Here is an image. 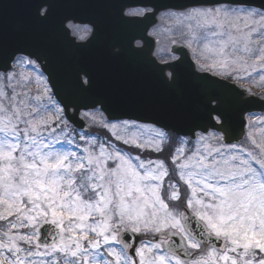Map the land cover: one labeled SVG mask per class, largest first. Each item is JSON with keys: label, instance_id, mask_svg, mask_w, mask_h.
Returning a JSON list of instances; mask_svg holds the SVG:
<instances>
[{"label": "snow or ice", "instance_id": "1", "mask_svg": "<svg viewBox=\"0 0 264 264\" xmlns=\"http://www.w3.org/2000/svg\"><path fill=\"white\" fill-rule=\"evenodd\" d=\"M143 21L189 53L146 55ZM256 77L264 0H2L0 264H264V136L234 134L231 87Z\"/></svg>", "mask_w": 264, "mask_h": 264}, {"label": "water", "instance_id": "2", "mask_svg": "<svg viewBox=\"0 0 264 264\" xmlns=\"http://www.w3.org/2000/svg\"><path fill=\"white\" fill-rule=\"evenodd\" d=\"M2 2V0H0ZM146 0H121V3L129 9H136L142 6L143 3H145ZM154 2L157 3H184L186 0H154ZM17 15L16 10L13 8L8 9V17L11 21L13 18H15ZM63 15H69L74 16L76 18L75 22L79 21H87L91 18L90 13L86 11H73V12H67L61 14V19ZM64 24H68L69 21H63ZM157 23V22H156ZM156 23L149 24L148 21H143L142 23L136 24L133 27L140 31L142 29H145L143 31L144 35V45H145V54L148 56H152L155 53V49L157 46V43L154 39L150 38L147 34L148 31L153 28ZM147 26V27H146ZM92 50V46L90 45L88 49H85V51ZM172 51L173 54L181 55V54H188L189 51L185 47H181L180 45H173L172 43L168 46V53ZM231 87L236 88L237 91L243 93L244 95H247V92H245L244 89L239 88L235 84L231 85ZM253 94V93H252ZM252 114H264V101L255 96L254 94L248 97V102L245 104L238 105L233 113V126H234V134L239 138H244L245 134V124H246V116L252 115ZM47 232V228L45 229V233Z\"/></svg>", "mask_w": 264, "mask_h": 264}, {"label": "rangeland", "instance_id": "3", "mask_svg": "<svg viewBox=\"0 0 264 264\" xmlns=\"http://www.w3.org/2000/svg\"><path fill=\"white\" fill-rule=\"evenodd\" d=\"M168 27V22L164 21L159 22L158 26L152 30L155 31L156 34L151 36L156 38L160 42V45L158 46V50L156 52V55L158 56H167L168 46L172 43L171 41L175 38L169 31L166 30ZM236 84L240 88L250 90L251 93L255 94L260 99L261 97H264V80L259 79V77H256L254 80L241 81ZM253 117H255L256 119L253 120ZM262 118H264V114H253L248 115L246 117V124H248V127L245 128V133L248 131H252L254 133V138L258 141L261 139L262 136H264V124L259 123L260 119ZM90 131H92L93 133H99L101 136L107 135V133L101 129H90ZM248 146L253 147L250 143ZM145 155H147V153Z\"/></svg>", "mask_w": 264, "mask_h": 264}, {"label": "flooded vegetation", "instance_id": "4", "mask_svg": "<svg viewBox=\"0 0 264 264\" xmlns=\"http://www.w3.org/2000/svg\"><path fill=\"white\" fill-rule=\"evenodd\" d=\"M156 24H157V25L154 26V29L158 26V23H156ZM151 29H152V28H151ZM151 29H150L149 31H152ZM149 31H148V33H149ZM147 35H148L149 37H151V35H149V34H147ZM156 43H157V42H156ZM156 49H157V46H156ZM156 49H155V51H156ZM155 54H156V53H155Z\"/></svg>", "mask_w": 264, "mask_h": 264}]
</instances>
